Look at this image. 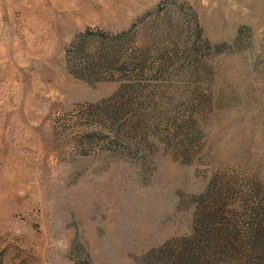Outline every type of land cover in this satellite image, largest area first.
<instances>
[{
    "label": "rangeland",
    "instance_id": "1",
    "mask_svg": "<svg viewBox=\"0 0 264 264\" xmlns=\"http://www.w3.org/2000/svg\"><path fill=\"white\" fill-rule=\"evenodd\" d=\"M255 187L264 0H0V264H143Z\"/></svg>",
    "mask_w": 264,
    "mask_h": 264
},
{
    "label": "trees",
    "instance_id": "2",
    "mask_svg": "<svg viewBox=\"0 0 264 264\" xmlns=\"http://www.w3.org/2000/svg\"><path fill=\"white\" fill-rule=\"evenodd\" d=\"M227 190L210 189L196 197L197 209L193 212L190 234L172 238L161 247L151 249L143 256L141 263L263 264L264 198L258 197L256 187L252 188V192L246 196V201L250 200L249 205L235 214L233 209L227 208ZM213 192L216 198H212ZM204 195L211 199V204L198 209ZM243 216L247 217L246 220ZM237 217L242 218V223H238Z\"/></svg>",
    "mask_w": 264,
    "mask_h": 264
}]
</instances>
